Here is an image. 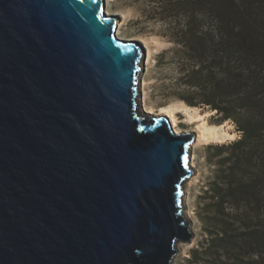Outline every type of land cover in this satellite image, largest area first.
Returning a JSON list of instances; mask_svg holds the SVG:
<instances>
[{
  "label": "water",
  "instance_id": "obj_1",
  "mask_svg": "<svg viewBox=\"0 0 264 264\" xmlns=\"http://www.w3.org/2000/svg\"><path fill=\"white\" fill-rule=\"evenodd\" d=\"M104 0H0V264H173L194 132L139 110Z\"/></svg>",
  "mask_w": 264,
  "mask_h": 264
},
{
  "label": "trees",
  "instance_id": "obj_2",
  "mask_svg": "<svg viewBox=\"0 0 264 264\" xmlns=\"http://www.w3.org/2000/svg\"><path fill=\"white\" fill-rule=\"evenodd\" d=\"M199 1L205 21L190 18L179 35L192 62L181 68L183 83L241 132L223 147L228 175L212 204L221 227L209 232L208 248H221L226 264H264V0ZM191 95L183 102L197 106Z\"/></svg>",
  "mask_w": 264,
  "mask_h": 264
},
{
  "label": "rangeland",
  "instance_id": "obj_3",
  "mask_svg": "<svg viewBox=\"0 0 264 264\" xmlns=\"http://www.w3.org/2000/svg\"><path fill=\"white\" fill-rule=\"evenodd\" d=\"M104 3L106 13L114 14L118 22L117 36L123 40L140 39L137 42L143 50L139 74L141 114L156 115L155 110L160 106L183 101V97L192 94L193 101L198 104L194 108L206 122L212 126L222 125L231 135L220 141L212 139L193 144L191 162L194 172L183 200L193 238L189 243L177 245L173 260V264H226L227 256L221 248L216 245L208 248L209 232L215 234L221 227L217 223L220 209L212 206L213 195L222 178L228 175L229 165L224 161L231 152L223 147L240 138L241 132L232 122L221 121V113L201 103L202 91L199 87L190 88L184 84L181 71L183 67L185 71L191 70L192 62L188 50L179 40L180 31H185V23L190 18L196 23L205 21L202 3L199 0H104ZM204 94L211 95V91L206 90ZM175 120L180 131L194 132L196 124H188L184 114L175 113Z\"/></svg>",
  "mask_w": 264,
  "mask_h": 264
},
{
  "label": "bare ground",
  "instance_id": "obj_4",
  "mask_svg": "<svg viewBox=\"0 0 264 264\" xmlns=\"http://www.w3.org/2000/svg\"><path fill=\"white\" fill-rule=\"evenodd\" d=\"M108 1H111V0H108ZM112 16H114V14ZM117 28H118V22H117L116 30H118ZM127 41H140V39L138 37H135ZM198 111L199 110L197 108L190 107L181 100L177 102H172L169 105L167 104L165 106H160L157 110H155L157 116L164 115L166 116V118L168 117L167 120H169V125L171 126V128L173 129L175 133L182 132L177 128V122H176L177 120H175V113L180 112L184 114L186 118V122L188 124L192 125L193 123H195L196 127L194 126L195 127L194 133L196 134V138L193 144L195 142H206L212 139L220 141V140H223L231 136L230 134L226 132V130L223 128L222 125L212 126L208 124L206 120L203 118V115L200 114ZM193 144H192V147H193Z\"/></svg>",
  "mask_w": 264,
  "mask_h": 264
}]
</instances>
